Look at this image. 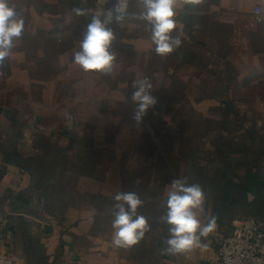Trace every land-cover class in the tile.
I'll return each mask as SVG.
<instances>
[{"label":"crops","instance_id":"crops-1","mask_svg":"<svg viewBox=\"0 0 264 264\" xmlns=\"http://www.w3.org/2000/svg\"><path fill=\"white\" fill-rule=\"evenodd\" d=\"M114 3L10 0L24 32L0 65V252L13 264H218L235 217L264 223V21L254 14L264 0H202L191 12L178 0L182 43L167 57L143 22L113 25L112 73H85L72 50ZM76 5L88 14L74 16ZM143 78L157 103L137 125L131 83ZM138 128L161 134L120 141ZM184 177L204 191L202 222L214 216L217 227L206 247L164 254L158 217ZM117 192L143 200L150 226L127 249L112 243Z\"/></svg>","mask_w":264,"mask_h":264},{"label":"clouds","instance_id":"clouds-1","mask_svg":"<svg viewBox=\"0 0 264 264\" xmlns=\"http://www.w3.org/2000/svg\"><path fill=\"white\" fill-rule=\"evenodd\" d=\"M201 3L202 0H182V7L191 12ZM138 5V12H130L129 0H115L112 8L92 15L82 31L78 49L72 50V62L85 73L111 74L116 61V53L112 50L116 39L113 25L129 19L144 23L156 55L167 57L178 49L182 33L173 34L179 27L176 19L178 0H138ZM71 12L81 17L88 14V9L76 5ZM23 32V17L10 0H0V65L10 56L15 41L22 38ZM131 88L130 100L137 105L132 119L140 125L147 110L155 106L157 100L151 94L152 84L148 78L132 81ZM114 201L112 243L117 248L127 249L138 244L150 228L147 218L137 212L144 202L134 192H117ZM205 202L204 191L198 183L189 184L187 177L171 180L162 202L166 210L158 217V222L165 224L169 233L164 241V254L176 255L206 247L202 238L209 236L217 225L214 216L206 217L207 222H202Z\"/></svg>","mask_w":264,"mask_h":264},{"label":"built area","instance_id":"built-area-1","mask_svg":"<svg viewBox=\"0 0 264 264\" xmlns=\"http://www.w3.org/2000/svg\"><path fill=\"white\" fill-rule=\"evenodd\" d=\"M256 19L264 21V11L255 10ZM263 222L249 215L235 217L230 234L219 242L216 255L218 264H264ZM0 264H13L0 252Z\"/></svg>","mask_w":264,"mask_h":264},{"label":"rangeland","instance_id":"rangeland-1","mask_svg":"<svg viewBox=\"0 0 264 264\" xmlns=\"http://www.w3.org/2000/svg\"><path fill=\"white\" fill-rule=\"evenodd\" d=\"M141 128H142V126H141ZM141 128H138L137 131H130L128 129H122L121 132H120V141H129L130 137H131V140L133 141V138H132L131 134H138V140L137 141H140L141 139H144V134H143V136H141V134H139L141 132L142 133L146 132L149 135H152L154 141H157L158 137L161 134V131L159 129H157V130L153 129V130H150V131H142V130H140Z\"/></svg>","mask_w":264,"mask_h":264}]
</instances>
